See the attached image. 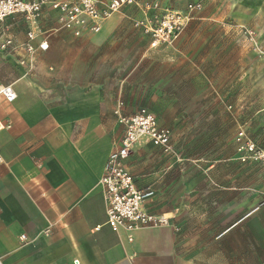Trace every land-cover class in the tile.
Masks as SVG:
<instances>
[{"label":"crops","instance_id":"crops-1","mask_svg":"<svg viewBox=\"0 0 264 264\" xmlns=\"http://www.w3.org/2000/svg\"><path fill=\"white\" fill-rule=\"evenodd\" d=\"M119 21V17L109 19L99 33L76 38L60 28L57 13L45 8L41 28L49 31L48 49L35 55V72L19 65L16 56L0 52V88L11 85L16 94L11 103L0 97L3 264H204L201 250L188 248L187 243L200 240L201 235H188V227L206 216L209 224L222 226L224 235L251 214V162L236 154L233 132L236 127L251 126L256 116L253 106L208 107L212 126L228 129V133L226 143L213 144L210 158H203L187 156V139L180 131L188 120L176 115L180 105H168L163 127L172 133L173 151L163 153L142 142L124 165L139 189L156 192L145 204L147 212L166 215L170 226L130 235L115 234L107 226L98 182L109 153L122 138L123 127L108 120L110 111L101 97L109 87L106 64L109 59H122L128 47L137 46L111 38L121 26ZM6 23L17 41L25 40L24 21L11 18ZM230 41L213 46L216 57L209 69L202 56L194 62L191 59V67L200 74L206 69L219 73L213 78L217 81L214 91H264V76L249 66L252 53L243 46L235 48ZM187 44L182 38L157 48L142 42L140 58L149 55L162 63L166 73L163 91L171 88L172 78L173 83L178 79L180 84L181 78L186 81ZM133 70H124L126 74L119 78L122 87ZM249 112L254 113L252 119ZM257 112L263 117L264 106ZM203 175L208 182L197 183ZM239 175L242 182L236 185ZM236 192L241 201L236 202ZM236 211L241 213L237 219ZM22 235L28 242L19 240Z\"/></svg>","mask_w":264,"mask_h":264},{"label":"rangeland","instance_id":"rangeland-1","mask_svg":"<svg viewBox=\"0 0 264 264\" xmlns=\"http://www.w3.org/2000/svg\"><path fill=\"white\" fill-rule=\"evenodd\" d=\"M136 1L139 6H126L109 18L119 17L121 24L119 30L111 38L133 41L137 43V46L128 47V53L122 59L107 60L109 87L101 97L110 111L108 120L119 123L118 115L129 116L139 109L145 108L154 114L158 125L163 127V115L168 110V105H180L176 110V115L188 120V125L182 127L180 131L184 132L187 139V156L210 158L214 145L220 146L226 143L228 129H217L216 126H212L208 107L219 105L227 108L228 106L251 105L256 110L254 122L247 129L236 127L233 132L236 154L240 157L242 155L238 152L240 142L237 139L240 132H243L247 138L253 139L256 144L264 146V126H262L264 125V116H260L257 112L264 106V91H214V82L217 81L213 78L219 73L211 74L207 71L216 57V49L213 46L218 42L231 40L235 48L240 49L243 46L244 50L252 53L254 60L250 62L249 66L253 67L256 73L264 76V61H261L264 59L257 52L264 49V0ZM155 3L158 5L156 13L161 14L163 9H168L179 12L187 18L183 31L176 39L182 38L186 41L188 51H190V56L188 55L186 60V81L183 82L181 78L180 84L178 79L173 83L172 78L171 88L167 91H163L162 88L166 83V79H163L166 73L163 71L162 63L154 62L151 59L154 57L149 58V55L140 58L141 52L144 50L142 42L149 44L153 38L150 34L145 33L141 26H135L137 22L152 19L154 12L148 11L146 5ZM191 4H199L200 8L188 12L187 7ZM159 46L163 45L155 47ZM222 50L226 51V49ZM201 56L204 64L208 67L202 74L196 72L189 62L191 59L194 62ZM132 67L134 70L130 73L129 79L123 82L122 87L119 78L126 74L125 69ZM35 71L36 69L31 70V72ZM155 85L157 88L154 89ZM173 88L175 91H172ZM179 88L181 91H178ZM183 88L186 91H182ZM129 89L131 91H128ZM117 112L118 114H116ZM253 114V112H249L251 119ZM118 125L120 126V124ZM215 133L217 136H214ZM207 182L205 175L197 179L199 184ZM241 182L242 178L239 175L236 177L235 184L240 185ZM250 185L251 214L228 234L222 235V226L209 224L206 216L200 217L196 223L188 227L186 231L188 235H201L200 240L187 241V243L188 248L201 250L199 253L202 254L200 257L205 262L204 264H207L208 260V264H264V167L256 162H251ZM241 200L242 197L236 192V202ZM240 214L236 211V219ZM215 219L213 213L211 221L214 222Z\"/></svg>","mask_w":264,"mask_h":264},{"label":"built area","instance_id":"built-area-1","mask_svg":"<svg viewBox=\"0 0 264 264\" xmlns=\"http://www.w3.org/2000/svg\"><path fill=\"white\" fill-rule=\"evenodd\" d=\"M126 6L137 7L139 3L136 0H0V52L16 56L19 65L32 70L35 55L48 49L49 31L41 28L45 8L57 13L62 30L79 38L99 33L105 21ZM187 8L188 12H192L199 9L200 5L191 4ZM146 9L154 12L152 19L137 22L135 26H141L145 33L151 35L152 47L171 45L183 31L186 16L168 9H163L161 14L156 13V3L146 5ZM11 18H19L26 24L24 41H17L10 34V26L6 21ZM40 36L42 39L36 44ZM257 52L264 59V49ZM0 97L11 103L16 99V94L9 85L0 88ZM118 117L123 135L109 153L98 182L104 200L107 226L115 234L127 235L139 230L170 226L171 219L166 215L147 212L145 204L155 197L156 192L151 188L139 189L124 163L134 147L142 142L160 148L163 153H171L172 134L169 129L160 127L154 114L145 108L132 115ZM237 140L240 142L238 152L242 153V161L256 162L264 167V150L258 148L243 132L238 133ZM19 240L28 242L25 235L20 236ZM128 240H131L129 236ZM0 264H3L1 257Z\"/></svg>","mask_w":264,"mask_h":264}]
</instances>
